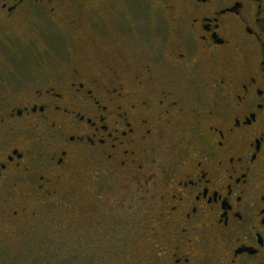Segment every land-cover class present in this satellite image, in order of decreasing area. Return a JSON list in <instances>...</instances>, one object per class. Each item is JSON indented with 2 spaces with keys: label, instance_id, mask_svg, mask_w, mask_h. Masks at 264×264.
Masks as SVG:
<instances>
[{
  "label": "flooded vegetation",
  "instance_id": "1",
  "mask_svg": "<svg viewBox=\"0 0 264 264\" xmlns=\"http://www.w3.org/2000/svg\"><path fill=\"white\" fill-rule=\"evenodd\" d=\"M52 232L264 264V0H0V244Z\"/></svg>",
  "mask_w": 264,
  "mask_h": 264
},
{
  "label": "rangeland",
  "instance_id": "2",
  "mask_svg": "<svg viewBox=\"0 0 264 264\" xmlns=\"http://www.w3.org/2000/svg\"><path fill=\"white\" fill-rule=\"evenodd\" d=\"M48 237L38 235L31 240L22 242L11 239L8 245L0 244V264H79L81 259L77 255L61 252L57 240V233ZM56 237V238H52ZM11 243V244H10ZM16 243V244H15Z\"/></svg>",
  "mask_w": 264,
  "mask_h": 264
}]
</instances>
